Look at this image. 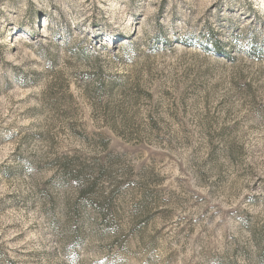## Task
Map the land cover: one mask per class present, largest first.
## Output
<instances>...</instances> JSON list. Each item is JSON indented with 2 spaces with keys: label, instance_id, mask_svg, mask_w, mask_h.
Instances as JSON below:
<instances>
[{
  "label": "rangeland",
  "instance_id": "obj_1",
  "mask_svg": "<svg viewBox=\"0 0 264 264\" xmlns=\"http://www.w3.org/2000/svg\"><path fill=\"white\" fill-rule=\"evenodd\" d=\"M0 264H264V0H0Z\"/></svg>",
  "mask_w": 264,
  "mask_h": 264
}]
</instances>
